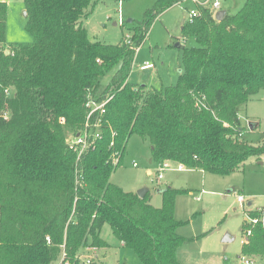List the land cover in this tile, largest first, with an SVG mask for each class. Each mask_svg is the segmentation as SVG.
<instances>
[{"label":"trees","instance_id":"1","mask_svg":"<svg viewBox=\"0 0 264 264\" xmlns=\"http://www.w3.org/2000/svg\"><path fill=\"white\" fill-rule=\"evenodd\" d=\"M99 1L25 0L33 41L11 46L0 1V264H83L84 248L108 246L106 224L141 264H183L178 249L193 238L178 233L182 191L167 187L155 207L149 193L111 181L130 138L148 141L157 164L216 174L264 155V143L240 140L238 116V106L264 89V0H245L220 21L199 6L182 25V38L196 45L179 44L178 80L162 88L128 78L157 16L184 0H157L117 44L92 40L83 23ZM110 96L101 138L77 161L68 132L84 125L88 101ZM262 215L264 207L248 211ZM243 229H251L243 255L264 256V224Z\"/></svg>","mask_w":264,"mask_h":264},{"label":"rangeland","instance_id":"2","mask_svg":"<svg viewBox=\"0 0 264 264\" xmlns=\"http://www.w3.org/2000/svg\"><path fill=\"white\" fill-rule=\"evenodd\" d=\"M7 3V45L31 43L27 30L25 0H0ZM221 8L236 13L245 0H220ZM157 0H102L89 16L83 19L89 36L94 41L117 44L130 39L131 28L144 19L146 11ZM196 7L192 0L174 4L160 13L153 22L148 37L139 47L128 78L134 84L162 88L177 82L182 64V49L196 45L194 39L182 38V25L189 11ZM129 19H132L129 22ZM149 61L153 68L142 70L140 65ZM111 75H108L107 81ZM238 116L243 127L240 140L250 145L264 143V89L247 103L238 106ZM251 123H257L252 129ZM70 134V132H68ZM134 162L138 165L135 166ZM172 162L164 177L157 178L159 164L153 158L148 141L139 135L130 138L123 164L112 174L111 181L125 191L138 192L148 188L150 202L155 207L163 203L162 190L176 188L175 217L184 222L178 233L193 238L178 249V259L183 264H244L243 243L249 223L248 211L264 206V155L250 157L237 170L229 174H216L200 168L186 167L178 170ZM151 168L153 174L148 173ZM244 195L246 201H237ZM252 201V204H249ZM108 246L98 248L91 264H141L138 255L113 234L109 224L101 233ZM247 240V239H246ZM83 251V250H82ZM93 254V252H85ZM253 264H264V256H253Z\"/></svg>","mask_w":264,"mask_h":264},{"label":"built area","instance_id":"3","mask_svg":"<svg viewBox=\"0 0 264 264\" xmlns=\"http://www.w3.org/2000/svg\"><path fill=\"white\" fill-rule=\"evenodd\" d=\"M196 7L191 9L189 11L190 18L193 19L194 17L198 16L199 13V6H203L206 8H209L212 14L216 15V13L221 8V1L220 0H192ZM155 65L152 62L146 61L143 64L140 65V69L145 70L149 68H153ZM8 92V91H7ZM112 96L101 100V101H95L90 100L86 103V106L88 108V114L86 121L81 129H79L77 132L71 131L70 134L67 135V144L69 148L75 152L77 161L81 159L84 153L88 151L91 147L94 146V144L98 141L99 138H101V131H102V124H103V115L106 113V107L107 104L110 102ZM62 123H65V119L62 118L60 120ZM134 165L137 166L138 163L134 162ZM178 170H184L185 166L178 163ZM159 170L157 172V178L161 179L164 177V172L168 169H171V162L170 161H164L163 163L159 164ZM237 201L241 204H244L246 201V197L244 195H238ZM264 206H261L258 209L263 208ZM248 221L251 224H256L258 222H262L264 224V215H262L260 218H249ZM251 234V229H248L246 231V236L248 237ZM245 238V240L247 239ZM97 247H86L83 251L78 254L79 260L83 264H91L94 259H96L98 252ZM85 252H93V254H87ZM253 257H250L248 255H242V260L244 264H253L254 260ZM57 264H61L60 262Z\"/></svg>","mask_w":264,"mask_h":264},{"label":"water","instance_id":"4","mask_svg":"<svg viewBox=\"0 0 264 264\" xmlns=\"http://www.w3.org/2000/svg\"><path fill=\"white\" fill-rule=\"evenodd\" d=\"M226 13H227V11L225 9H220L216 13L215 18L220 21L223 19V17L226 15ZM25 14L27 15V10H25ZM131 21H132V19H129V22H131ZM177 45L179 46V44H177ZM6 53H10V50H7ZM256 126H257V123H251L252 129H254ZM147 192H148V188H142L137 193L140 197H145Z\"/></svg>","mask_w":264,"mask_h":264},{"label":"crops","instance_id":"5","mask_svg":"<svg viewBox=\"0 0 264 264\" xmlns=\"http://www.w3.org/2000/svg\"><path fill=\"white\" fill-rule=\"evenodd\" d=\"M220 9H222V8H220ZM148 173L149 174H153V171H152V169L151 168H148ZM249 204H252V201H249ZM258 208H260V207H257V208H255V209H252V210H256V209H258ZM123 245V244H122ZM99 255V254H98ZM182 263V262H181Z\"/></svg>","mask_w":264,"mask_h":264}]
</instances>
